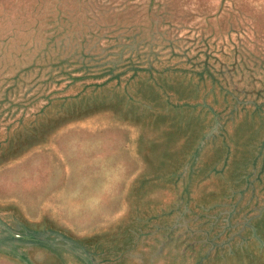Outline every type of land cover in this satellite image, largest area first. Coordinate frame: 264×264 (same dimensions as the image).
<instances>
[{
	"label": "rangeland",
	"instance_id": "rangeland-1",
	"mask_svg": "<svg viewBox=\"0 0 264 264\" xmlns=\"http://www.w3.org/2000/svg\"><path fill=\"white\" fill-rule=\"evenodd\" d=\"M0 264H264V0H0Z\"/></svg>",
	"mask_w": 264,
	"mask_h": 264
}]
</instances>
